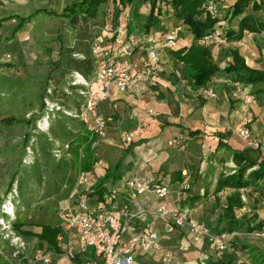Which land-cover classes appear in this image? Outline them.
I'll list each match as a JSON object with an SVG mask.
<instances>
[{
	"label": "crops",
	"instance_id": "obj_1",
	"mask_svg": "<svg viewBox=\"0 0 264 264\" xmlns=\"http://www.w3.org/2000/svg\"><path fill=\"white\" fill-rule=\"evenodd\" d=\"M236 1H208V3L212 2L218 9L219 15L217 18L223 28H238L241 17L231 18L233 5ZM142 11L144 14L146 13L145 8ZM247 12L255 15L259 21L264 22V0H251ZM136 16L134 15V17ZM168 16L172 17L169 9ZM134 17L131 15L130 18V21H134L130 26V32L134 34L137 32V34L132 35L131 33V35L134 39H142L144 32L139 31L138 27L139 21L142 20L134 19ZM157 19L162 23L166 21L163 26L164 30L173 28L169 22L175 21L173 17L167 19L160 16ZM177 25H179L177 27L178 31L176 30L178 42L175 49H160L159 51L161 61L159 84L151 86L145 82L133 92L121 93L114 91L111 99L101 105L104 112L114 116V120L108 127V139L103 143H112L118 138L121 139L124 132H129L133 136V141L125 143L127 146L123 150L116 149L123 154L117 162L125 158L124 173L119 178L110 177L108 182L120 186L124 177L132 176L149 185L160 182L166 183L175 190L174 198L181 208L188 210L192 217L195 214L202 219H206V221L214 220L213 227H215L222 206L226 204L227 195L234 191V189L227 188L217 194L215 192L217 180L221 173L233 172L236 167L232 158L230 160L233 167L231 169L224 167L225 164L230 163H226L223 159L225 152L228 151L218 147L219 141L222 140L232 148L244 151L253 160H264V97L258 92V89H264V87L261 84L257 86L239 84L248 91L253 92L255 97L253 103H245L235 91V85L238 83L233 80L231 74L225 72V68L232 62L231 50L233 49H239L249 66L264 69V50L261 47L264 30L259 33L245 31L242 40L229 41V44L225 46L208 45L207 47L210 49L219 71L212 76L206 85L197 86L188 75L189 68L179 58L190 47L193 36L185 24L179 22ZM160 34L162 32L158 30L157 39L162 38ZM12 41L14 40L6 43ZM142 57L143 55L136 50L131 57L125 58H131L138 65L135 71L140 72ZM176 69L181 70V78L175 75L174 71ZM206 86H213L218 93V97L209 98L202 95L201 90ZM243 124L251 129L253 139L261 141L259 147L253 146L251 141L244 140L237 135V127ZM196 130H199V132L191 133V131ZM116 163L109 166L104 162V165L100 167L104 177L109 167H114ZM128 164L131 166L129 169ZM94 166L95 162L92 169ZM177 171L182 172L183 179L181 181L176 180L177 175L175 173ZM187 181L191 183V189L182 191V184ZM241 193L244 206L236 209V214L241 216L244 213L257 212L262 217L264 210L263 183L256 187L251 186L242 189ZM192 195L199 196V200L193 206L184 205L185 201H188ZM163 201L164 199L158 198L152 191H146L140 196V208L150 210V212L143 213L140 216V219L136 222L134 232H138L143 226L152 224L159 232L161 241L163 239L164 243L166 242L167 246L173 249L178 246L176 245L178 236H182L183 244L191 242L194 244L192 246L197 248L209 245L210 242L205 238L189 234L172 220L158 218L155 209ZM200 222L202 221L200 220ZM202 223L205 225V222ZM254 233L241 231L232 233L233 236H229L228 242H232L234 245L228 247H231L235 256H239L241 247L247 246L246 250L249 251L250 245V248L259 245L253 239L251 240L252 243H249V236ZM242 234L244 235L240 237V241L234 240V238H237L234 235ZM262 238L261 250L264 253V236ZM85 250L91 251L92 249L78 245L76 254L82 255L81 253ZM62 251H64L63 248ZM180 253L186 256L189 254L186 248L182 249ZM150 254L153 253L144 250L139 251L137 258L140 264H145L143 263V256ZM62 255H65L64 252L55 256ZM236 258L238 264H249V259H246V257ZM94 260L90 261L91 264ZM253 261L254 264H264V261L262 263ZM51 264H61V262L54 260Z\"/></svg>",
	"mask_w": 264,
	"mask_h": 264
},
{
	"label": "rangeland",
	"instance_id": "obj_2",
	"mask_svg": "<svg viewBox=\"0 0 264 264\" xmlns=\"http://www.w3.org/2000/svg\"><path fill=\"white\" fill-rule=\"evenodd\" d=\"M79 1L81 0H0V119L13 115L21 120L11 125L0 121V218L3 216V203L17 192L14 199L16 219L12 224L13 232L25 242L20 257H31L38 247V240L18 231L14 226L15 222L22 219L29 223L24 229L35 231L39 230L35 224H60L62 209L68 204L72 193L81 188L77 181L83 166L93 159H102L107 165L113 166L123 155L120 150L127 146L119 138L112 143H103L92 136L79 118L68 116L62 111L54 114L50 112L49 129L43 131L38 126L49 113L47 100L76 111L79 95L77 89L69 84L70 76L75 72L73 69L69 70V57L80 58L83 55L68 50L75 44L76 33L69 25L66 8ZM146 6L147 2L136 0L124 10L125 13L131 12L130 17L122 13L116 21L120 25L133 24L134 21H130L131 15H138L134 19L143 21L150 13L149 10L143 13L142 9ZM113 8L112 3L101 7L100 16L92 22L93 34L100 33L103 22L109 19ZM12 15L27 18L32 15V18L17 33L14 41L6 43L5 40L11 35L17 20L4 19ZM160 16L172 18L168 16L164 2L160 11L155 14L154 25L160 24L157 19ZM169 22L176 31L179 25ZM261 47L264 50V39ZM261 86L264 87V84ZM50 89L53 93L49 92ZM260 94L264 97V92ZM26 133H30L27 140ZM223 159L226 163L230 162L224 167L231 169L230 153L225 152ZM127 167L129 169L130 164ZM194 217L205 222V226L216 233L214 220L207 222L195 214ZM243 235H234L237 237L234 240L240 241ZM262 237L257 233L250 235L249 243L253 239L259 245L253 248L250 245L249 251L246 250L247 246L241 247L239 256L236 257H246L249 264H254L253 260L262 263ZM181 241L182 236H178V246L173 249L162 239L158 250L143 256V263L216 264V259L221 256L234 254L231 247L219 251L210 241L208 246L202 248L192 246L194 244L191 242L183 244ZM227 245L234 244L228 242ZM185 248L189 253L187 256L180 253ZM12 251L10 240L0 234V264H20V257L14 258ZM55 255L53 252V262L59 260L61 264H91L81 256L75 260L66 255ZM93 264H101V261L95 259Z\"/></svg>",
	"mask_w": 264,
	"mask_h": 264
},
{
	"label": "built area",
	"instance_id": "obj_3",
	"mask_svg": "<svg viewBox=\"0 0 264 264\" xmlns=\"http://www.w3.org/2000/svg\"><path fill=\"white\" fill-rule=\"evenodd\" d=\"M160 1V0H157ZM170 13L172 8L168 5ZM207 11L214 17H218L219 11L212 2L206 6ZM146 11L151 10L147 2ZM125 12L123 11V14ZM130 17V13H125ZM113 17L106 21L102 33L97 35L92 44V56L95 62L94 75L86 77L75 71L70 76L69 84L75 86L79 99L76 111L66 109L62 104L47 100L49 113L39 123L40 130L50 128V112L62 111L68 116L81 120L85 128L93 137L100 141L108 139V127L114 120L112 114L101 109L103 102L111 99L113 92H133L145 82L151 86L159 84V70L161 67L160 49L173 50L178 42V35L174 28L160 34L158 31L144 33L142 39H134L130 34V25L115 24ZM202 45L211 44L225 46L229 44L224 28L219 26L207 32L201 39ZM138 50L143 55L140 72L135 71L138 66L131 58ZM179 78L182 72L174 71ZM237 95L245 103H253L255 97L251 91L241 85H235ZM53 93V90H49ZM202 95L209 98H217L218 93L213 86H206L201 90ZM50 106V107H49ZM152 112V111H150ZM237 135L251 141L253 146L259 147L260 141L252 138V131L247 125H240L236 129ZM124 143L133 141L129 132L121 135ZM104 165L102 159L95 161L93 169L81 170L78 175V187L80 190L72 193L68 204L60 214L61 232L57 239L63 252L68 257H75L78 245L89 247L93 250L101 264H140L137 254L139 251H156L161 245L159 232L152 224L136 230V222L143 213L150 210L141 209L139 198L146 191H152L158 198L164 199L155 209V214L161 219H170L177 226L185 229L189 234L200 236L216 245L219 251L228 247L230 234H217L212 232L202 222L192 217L188 210L181 208L174 198L175 190L166 183L146 184L136 177H124L120 186L110 182H104L101 186V194L97 186L102 182L104 174L100 167ZM191 189L190 182L182 184V191ZM11 194L2 205V217L0 218V234L9 239L14 258L20 257L25 242L13 232L12 221L16 219L14 199L17 196ZM7 233V234H5ZM264 236V232L257 233ZM53 252L50 249L37 247L33 255L21 256L20 264H51Z\"/></svg>",
	"mask_w": 264,
	"mask_h": 264
},
{
	"label": "trees",
	"instance_id": "obj_4",
	"mask_svg": "<svg viewBox=\"0 0 264 264\" xmlns=\"http://www.w3.org/2000/svg\"><path fill=\"white\" fill-rule=\"evenodd\" d=\"M136 0H81L74 2L66 8V15L69 18V25L74 29L75 44L68 50L70 52L82 53L83 57L77 58L74 56L69 57V70L73 69L84 74L86 77L93 76L95 71V62L92 56V44L97 35L102 33V28L105 26L106 21L101 26L100 33L93 34L91 30L93 20L100 16L101 7L107 3L113 4V10L109 15V18L115 24H118L120 15L125 8L132 5ZM151 5L149 16L145 21L139 22V31L149 32L155 30H164L163 26L166 21H160L159 25H154L155 14L160 11L163 6V2L168 4L172 10V17L175 25L181 22L185 24L190 33L192 34V43L184 55H180V59L189 68L188 75L194 81L197 86L206 85L212 78V76L219 71L218 65L214 62L210 49L200 43V39L209 31L216 27H223L219 24L217 17H214L207 11V4L209 0H143ZM251 0H237L231 12V18L241 17L238 22V28L226 27L224 31L228 40L239 41L244 38L245 31L250 32H262L264 30V22L258 20V18L247 12ZM33 15V14H32ZM32 15L27 17H20L18 15H12L4 20L16 19L17 23L12 29L11 35L6 38L5 42L15 40L17 33L22 31L27 23H29ZM131 26L132 24L129 23ZM91 47V50H90ZM232 62L225 68V72L231 74L233 80L238 84L257 86L264 83V69H258L251 67L247 64L245 57L240 53L239 49L231 50ZM75 87V86H74ZM259 93L264 92V89H258ZM253 93V92H252ZM2 123L11 125L14 122H21V120L13 115L0 119ZM199 130L191 131V133H198ZM30 133H26L25 139H29ZM218 147L224 148L230 152L232 161L235 163V169L230 173H221L215 188V192H219L231 188L234 191L227 195L226 204L222 206L221 213L218 216L217 225L214 227L217 234H232L236 232L246 231L249 233L264 232V210L263 216L260 217L257 212L252 214L244 213L241 216L236 214V209L244 206L241 190L249 188L251 186H259L263 183L264 186V160L256 161L247 156V154L239 149H234L224 141L220 140ZM96 159H93L88 164H85L82 170H91ZM124 161L121 159L116 163L114 167H109L102 182L97 186L100 193H103L101 186L104 182L109 181L110 177L119 178L124 173ZM176 180L181 181L182 172L177 171L175 173ZM191 199V201H190ZM188 201H185L184 205L193 206L199 196L192 195ZM29 224L22 219H18L14 226L22 234L26 236L35 237L38 240V247L50 249L56 254H62V248L59 246L58 235L61 232L60 224H35L39 230L24 229ZM73 257L78 260V257L92 261L96 258L93 250L83 251ZM97 259V258H96ZM99 260V259H97ZM216 264H238L236 256L234 254H225L218 258ZM207 264H212L208 262Z\"/></svg>",
	"mask_w": 264,
	"mask_h": 264
}]
</instances>
